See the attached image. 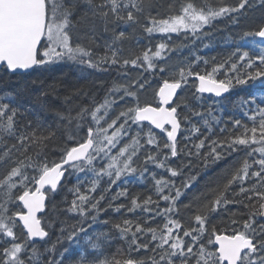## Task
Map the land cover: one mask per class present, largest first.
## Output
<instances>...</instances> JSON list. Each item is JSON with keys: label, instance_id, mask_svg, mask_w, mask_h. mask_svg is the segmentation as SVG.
Listing matches in <instances>:
<instances>
[{"label": "snow or ice", "instance_id": "snow-or-ice-1", "mask_svg": "<svg viewBox=\"0 0 264 264\" xmlns=\"http://www.w3.org/2000/svg\"><path fill=\"white\" fill-rule=\"evenodd\" d=\"M258 2L264 6V0ZM152 4L153 0H0V68L6 69L9 74L31 75L39 69L51 70L55 65L68 66V71L57 77L48 90L34 98L28 84L0 92V164L10 162L7 172L0 175V264H63L70 251L69 246L73 244L78 249L73 264H264V221L258 220L264 217V92L251 93L247 99L239 101L243 115L251 124L243 123L241 119H232L231 123L233 129L242 131H229L223 139L205 136L194 143L195 155L199 157L200 149L210 140V150L203 157L205 165L209 159L215 163L241 151V146L250 149L238 166L230 165L224 169L222 175L228 178L226 182L218 183L216 188L209 189L212 199L196 206L192 215L194 225H186L174 217L180 212L179 201L184 194L182 189L189 188L195 177H188L177 187L174 181L157 179L155 173L152 178L158 199L150 195L141 202L139 197H133L127 211L139 209L149 213L152 220L161 217L162 222L153 227L149 217H144L143 223L127 218L115 223L113 227L119 233V239L128 245L129 251L125 258L104 255L112 239L110 232L86 235L81 245L79 234L87 232L82 223L70 228L62 226L61 234L55 242H50L48 229L52 223H45L38 215L45 212L46 199L63 186L62 181L69 169L83 172L86 177L91 173L86 193L81 192L83 181L77 178L76 186L71 189L75 198L67 210L85 220L90 218L93 223L104 211L101 201L105 197L101 194L95 198L87 193L95 192L105 177L110 189L122 178L135 176L138 172L143 176L148 171V163L165 169L171 177L181 175L182 171L170 166L168 160L178 155L177 132L181 127L177 111L180 104L174 97L189 77L199 81L195 87L196 93L201 94L196 97L198 100L205 93L221 97L234 85H248L250 81H259L260 87L264 88L262 23L255 30L245 31L241 37L244 43L238 44L236 50L215 64L211 71L205 70L204 74H200L193 71V64H189L186 68H180L178 78L171 81L165 79L156 92L158 100L155 106L140 104L135 90L137 82L122 84L113 81L103 103L97 104L95 97H92V107H81L75 116L65 115L43 99L47 95L59 98V88L68 73L87 78L93 72H108L113 66H146V71L156 68L154 61L165 58V43L157 44L154 51L147 48L129 59L123 55L121 43L129 39L131 34L123 29L117 31L121 25H140L141 15ZM250 6L252 0H238L235 4L217 0L215 5L211 0H201L199 4L196 0H182L179 11L174 10V4H169L167 15L159 12L152 15L149 12L145 17L147 23L142 27L149 36L184 33L201 39L209 34L204 29L212 27L214 21L227 16L235 23L237 17L234 14H241ZM101 29L103 33H111V38H106L103 45L98 43ZM247 37L253 39L246 40ZM100 47H103L102 53L95 50ZM200 59L196 57V62ZM204 63L207 65L208 61ZM221 69L225 70L226 79L216 78ZM165 70L164 66H160L161 72ZM31 83L36 85L43 81L37 78ZM139 88L143 89L144 84H139ZM75 96H87V92L77 88L63 99L67 102ZM126 97L135 103L125 101L130 106L122 109L107 127L102 126L101 121L109 115L113 105ZM26 99L38 104L42 111H54L59 120H67V124L57 123L53 128L24 103ZM213 103L219 104V101ZM189 111L192 116L201 117L209 133H212L215 125L223 122L222 117L214 114L211 105L206 113L191 108ZM89 116L92 124L87 127V136L78 140L80 130L87 124ZM121 118L123 121L117 126ZM184 119L188 120L189 117L185 115ZM21 120L26 121V124L21 126ZM132 125L136 126V134L113 153L124 137L129 136ZM109 129H114L111 134ZM153 129L166 135L167 140L162 147L170 151V157L161 151V144ZM226 130L221 128L222 133ZM199 131L196 126L191 128L193 134ZM72 141L75 143L70 144ZM49 142H53L52 150L60 153L58 159H49L46 151ZM145 145L155 148L156 152L146 149L144 166L135 167L134 158L138 157ZM161 155L163 159L159 158ZM188 155L192 153L188 152ZM253 165H257L258 169L252 170ZM253 179L255 183L244 187L247 180ZM236 183L240 184L239 192L233 188ZM229 192L233 196L242 195V199H230L227 195ZM126 194V189L119 191L112 199ZM160 201L165 202L163 207ZM237 203L247 209L246 219L239 218L245 213L232 212L227 228H217L211 222L212 214L218 209ZM108 207H113V204L110 202ZM182 207L190 209L193 205L183 204ZM122 208L125 205L120 204L114 210L120 212ZM102 223L108 224L109 221ZM209 225L211 232L205 243L203 238L208 234ZM65 242L69 246H64ZM141 250L151 255L132 256L133 251Z\"/></svg>", "mask_w": 264, "mask_h": 264}, {"label": "trees", "instance_id": "trees-1", "mask_svg": "<svg viewBox=\"0 0 264 264\" xmlns=\"http://www.w3.org/2000/svg\"><path fill=\"white\" fill-rule=\"evenodd\" d=\"M213 5L216 4L217 0H211ZM238 0H225L227 4H235ZM182 0H153L152 7L145 10V13L141 15L140 25L128 27L121 25L117 31L123 29L131 34L130 38L121 43L123 49V55L126 58L133 59L136 55L140 54L143 50L151 48L153 51L157 44L163 42L167 45L165 52V58L162 60H155L154 63L157 65L151 71H146V66L144 67H133L131 65L125 68H119L118 66H113L108 72H93L91 76L87 78H79L76 73H68L64 77V82L59 88L60 96L59 98H54L52 95L44 96L43 99L54 109H58L65 115L70 114L75 116L81 107L88 106L92 107L91 98L95 97L97 104L102 103L104 100V95L108 94V89L111 87L114 76L122 73V84H130L132 82L136 83V88L139 102L141 105H156L157 97L156 92L158 91L161 84L165 79L171 81L173 78H178V72L180 68L185 67L189 64H193V71L204 74V71H211L215 64H218L225 60L232 52H234L239 45H242L244 41L241 39L245 31L255 30L260 24L264 23V6H261L258 0H252V6L248 7L246 11L241 14H234L237 17L234 23L230 17H223L213 22V26L210 28H205L204 31L209 33L203 36L201 39H195L191 34L184 33L177 34H153L149 36L144 30L142 25L147 23L145 17L150 12L155 15L159 12L161 15L168 14V5L174 4V10L179 11L180 4ZM196 3H201V0H196ZM102 34V29H101ZM102 38L98 40L100 45H103L104 40L111 38V33H103ZM103 39V40H102ZM246 40L253 39L252 37L245 38ZM258 40V38H255ZM207 45V46H206ZM98 52H103V47L95 49ZM196 57H200L199 62H196ZM214 58V59H213ZM207 60L208 64L205 65L204 61ZM142 63V61H141ZM160 66L165 67V71H160ZM228 67L227 65L225 66ZM122 69V72L120 71ZM68 71L67 65H55L51 70L39 69L33 71L31 75L25 74H9L6 69H0V92L10 91L20 88L24 84H28L29 90L32 94V98L39 96L41 93L48 90V86L59 77L62 73ZM118 71V72H117ZM224 69L216 74L217 79H226L224 74ZM108 73V74H107ZM126 73V74H125ZM229 75H233L229 73ZM39 78L43 83H37L32 85L31 81L33 79ZM139 84H144V88L140 89ZM195 80L192 77L188 78V82L182 85L179 95L176 101L180 104L177 111L180 114V131L177 137V149L178 155L175 158L170 157V151L168 149H163L162 145L167 140V137L163 133H158L153 130L157 135L158 142L161 144V151L169 155L168 164L172 167H177L182 171V174L177 177H171L169 173L162 168H156L152 163L147 164L148 171L140 176V173H136L135 176L122 178L117 181L116 185H112L109 189V184L107 178L101 181L100 185L97 187L95 192L87 193L95 198H99L101 194L104 195L105 199L101 201V207L104 211H101L97 222L93 223L89 218L85 220L76 213L69 212L67 209L71 206L72 200L75 198L73 191L77 184V178L79 177L83 183L81 184V192H87V187L91 180V173L85 176V173H77L72 169L66 172L65 178L62 181L63 186L59 187L57 193L52 194L47 199V207L45 213L42 215V219L45 223H52V227L49 230L50 242H55L57 236H59L60 228L62 226L70 228L72 225H79L87 229L86 233H80V244L83 245V238L86 235H94L96 232H110L112 239L110 244L106 246L104 255L113 256L116 255L117 258H125L128 255V245L125 241L119 239V233L113 227L115 223L121 222L123 219H131L133 221L140 220L143 223L144 217H149L151 226L155 227L158 222H162L161 217H156L152 220L149 213H145L139 209L135 212H128L127 208L131 206V199L133 197H139L142 202L143 199L148 196H155V181L152 178V174H156V178H164L170 181H174L177 187L182 185V182L188 177H195L191 181V185L187 189H182L183 195L180 198L179 204L181 205L180 212L174 218H179L183 223L193 224L194 220L192 215L194 214L195 208L198 204H202L206 200L212 199V193L209 189L216 188L218 183L226 182L228 177L222 175L224 169L230 165H237L242 162L247 151L250 149L243 148L241 146V151L232 153L228 155L225 159L217 161L215 163L209 162L207 165L204 163V154H206L210 149L208 147L209 141H206L205 147L200 149L201 155L197 157L195 155L196 149L193 147L194 143H198L200 139H204L205 136H210V139H223L229 134V131L238 133L242 129H233L231 120L241 119L243 123L251 124V121L243 115V111L239 107V101L241 99H247L251 93L254 92H264V88H261L259 81L249 82L248 85H234L233 88L229 90L226 96L221 98H215L213 96L202 95L201 99H196L197 96L201 94L196 93ZM81 88L87 92V96H75L67 102L64 101L63 97L69 95L74 89ZM259 99V97H257ZM125 101H130L134 104L131 98L126 97L122 100V109L126 106ZM214 101H219V104L213 103ZM26 105H29L32 111L39 115L47 123L51 124L55 128L57 123L67 124V120L60 121L56 116L54 111H42L38 104L32 103L31 99H26L24 101ZM214 109V114L218 117L223 118V122L215 125L213 127L212 133L208 132V129L204 126L201 117L192 116L189 108L195 109L197 111L205 112L208 107ZM113 111L116 108L112 109ZM115 112V111H114ZM112 116L109 114V120L116 119L118 113ZM189 117L188 120L184 119V116ZM119 121H123L121 118ZM21 126L26 124V121H20ZM75 122H73L74 127ZM91 117H88L87 124L80 130V136L77 137L78 140H83L87 136V127L91 125ZM95 127V125H92ZM196 126L200 129L198 133L193 134L191 128ZM132 131L129 136L124 137V140L113 149V153L118 151L119 147H122L125 142H127L130 136L135 135V125H132ZM221 128L227 129L225 132H221ZM112 131H109L111 134ZM62 135V134H61ZM190 137V139H186ZM13 141H9L11 143ZM74 144L75 141L69 142ZM53 142H49V147L46 150L49 155V159H58L60 153L52 150ZM251 147H257V145H252ZM147 150L156 152V149L145 145L144 149L140 150L138 157H135V167H143V161L147 155ZM191 152L192 155H188ZM19 156L18 153L15 154ZM255 155V154H254ZM163 159L161 155L159 157ZM10 167V162H5L0 164V175L7 172ZM258 169L257 165H253L252 170ZM31 171V170H29ZM255 183V180H247L244 187H250L251 184ZM235 192H239L240 184L236 183L233 185ZM127 190L126 196H121L115 200L112 198L116 196L117 192ZM166 194V193H165ZM174 194V192H173ZM228 197L230 199H235L240 201L242 195L233 196V193L229 192ZM197 197L200 199L197 200ZM113 204V207H108L109 203ZM18 203V202H17ZM192 204L193 207L190 209H184L183 204ZM123 204L125 208H122L120 212H116L114 207L116 205ZM163 207L165 202L160 201ZM14 207V206H13ZM154 208L155 205H152ZM22 209V206L20 205ZM232 212L245 213L244 216H240L241 219L247 218V209L243 207V204H229L224 208L218 209L216 213L212 214V223H215L217 228H227L230 221V215ZM109 221L108 224L102 223V221ZM258 220L264 221L263 217L258 218ZM66 222V223H65ZM211 232V225H209L208 234L203 238V242L206 243L208 235ZM188 240L189 238H184ZM147 242V241H146ZM42 244L43 242H38ZM64 246H69L65 242ZM69 253L65 256L63 264H73V257L77 255L78 249L76 245H71ZM215 247V246H213ZM41 251L43 248L41 247ZM132 256L140 257L151 255V253H145L143 250L140 252L133 251ZM102 258V257H101Z\"/></svg>", "mask_w": 264, "mask_h": 264}, {"label": "rangeland", "instance_id": "rangeland-1", "mask_svg": "<svg viewBox=\"0 0 264 264\" xmlns=\"http://www.w3.org/2000/svg\"><path fill=\"white\" fill-rule=\"evenodd\" d=\"M102 34H103V31H102ZM101 34V38L104 37L102 36ZM103 40V39H102ZM117 67V66H116ZM122 72V69L120 70ZM118 72V71H117ZM113 81H118L119 83H122V73L119 72V74L115 75L114 76V79ZM103 103V102H102ZM113 108H116V110H114L115 112L117 113H120V111L122 110V101H119L117 104L113 105L112 109ZM110 109L109 110V114H112V116H115L116 113ZM103 112L100 113V115H102ZM119 115V114H118ZM109 116V115H108ZM108 116L105 118V120H102L101 121V125L104 126V127H107V124L108 123H111L112 120H109ZM122 121H117V126L119 125V123H121ZM114 129H109V131H113Z\"/></svg>", "mask_w": 264, "mask_h": 264}, {"label": "water", "instance_id": "water-1", "mask_svg": "<svg viewBox=\"0 0 264 264\" xmlns=\"http://www.w3.org/2000/svg\"><path fill=\"white\" fill-rule=\"evenodd\" d=\"M1 69V68H0ZM197 81V80H196ZM198 83H199V81H197V85H198ZM178 91H179V89L177 90V95H178ZM224 94H226V93H223L222 94V96L224 95ZM204 95H213V94H209V93H205ZM214 96V95H213ZM221 96V97H222ZM177 97V96H176ZM176 97H174V100L176 99ZM156 131H159L158 129H155ZM178 132H179V130H178ZM178 132H177V135H178ZM46 202V201H45ZM43 213H39L38 215L40 216V215H42Z\"/></svg>", "mask_w": 264, "mask_h": 264}, {"label": "bare ground", "instance_id": "bare-ground-1", "mask_svg": "<svg viewBox=\"0 0 264 264\" xmlns=\"http://www.w3.org/2000/svg\"><path fill=\"white\" fill-rule=\"evenodd\" d=\"M108 74V73H107ZM192 79L194 80V77H192ZM196 82V81H195ZM196 86H197V83L195 84ZM159 90V89H158ZM228 93V92H227ZM227 93L226 94H224L222 97H224V96H226L227 95ZM202 95H204V94H202ZM106 96V94L104 95V97ZM207 96V95H206ZM218 98H221V97H218ZM179 131H180V129H179Z\"/></svg>", "mask_w": 264, "mask_h": 264}]
</instances>
